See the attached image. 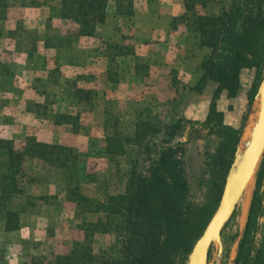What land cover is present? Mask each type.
Wrapping results in <instances>:
<instances>
[{
    "label": "rangeland",
    "instance_id": "obj_1",
    "mask_svg": "<svg viewBox=\"0 0 264 264\" xmlns=\"http://www.w3.org/2000/svg\"><path fill=\"white\" fill-rule=\"evenodd\" d=\"M146 3L135 0V13L145 9ZM171 3L175 5L176 0ZM169 6L167 2L162 9ZM109 8L110 17L100 25L96 36L77 37L68 34L73 26L61 17L60 0H6L4 5L0 0V15L7 13L0 21V138L14 140L19 148L27 137L34 136L41 141L73 147L80 156L75 177L70 170L27 157L26 175L19 178L22 192L0 201V210L7 207L19 211L22 223L19 229L6 230L0 217V264H22L33 256L54 261L56 255L67 253L73 242L84 238V221L104 224L110 219L102 210L96 212L95 204L89 206L67 199L68 186L78 181L81 191L95 203L124 191L131 160L139 148L127 144L126 154L107 155L104 152L107 136H133L138 118L161 119L166 123L182 117L198 120L189 117L190 108L194 106L197 115L200 99L212 98L215 83L211 82L199 93L183 82L175 93L169 74L164 73L159 91L147 98L146 105H138L134 92L152 84V81L143 82L150 68V52L137 45L135 18L120 15L116 18L114 1ZM116 44L131 53L117 55ZM255 77V69L243 70L241 92L236 97L223 94L218 100L226 124L242 127L255 99L254 96L250 102L248 97ZM123 78L127 80L122 81ZM78 88L88 90L91 99L77 101L74 95ZM175 94L177 99L169 102ZM62 95L64 99L58 98ZM58 102L66 109L63 112L77 116L79 132H74L72 124L55 123V115L60 113L54 107ZM189 131L190 125L185 136L176 138L174 143L186 142ZM195 134L202 136L206 131L199 129ZM217 146L213 137L186 143L189 199L195 204L216 199L225 184L228 172L224 178V155L210 159ZM141 165L145 166L143 161ZM4 170L1 163L0 173ZM255 188L256 179L223 229L221 258L217 244H213L208 264H233L238 230L243 227ZM260 222L264 224V213ZM94 249L98 254L114 255L117 251L114 233H96Z\"/></svg>",
    "mask_w": 264,
    "mask_h": 264
},
{
    "label": "trees",
    "instance_id": "obj_2",
    "mask_svg": "<svg viewBox=\"0 0 264 264\" xmlns=\"http://www.w3.org/2000/svg\"><path fill=\"white\" fill-rule=\"evenodd\" d=\"M112 1L115 2L116 18L119 15L128 19L134 17L135 0H60L61 17L73 26L68 34L96 36L100 25L107 23L110 17ZM5 3L3 0V5ZM183 7L184 13L177 20L198 35L202 47L209 49L200 64L202 73L198 82L188 86L202 93L211 82L216 84L206 119L198 121L182 117L166 123L161 119L137 117L133 136H107L104 143L107 155L126 154L127 144L139 148L131 160L124 191L95 203L81 191L78 181L68 186L67 199L89 206L95 204V211L102 210L110 219L104 224L84 221V238L73 242L67 253L56 255L54 261L33 256L22 264H187L195 242L219 204L224 184L212 201L195 204L189 199L186 143L213 137L218 142V150L210 154V159L224 155L225 178L245 119L240 129L226 124L218 100L223 94L236 97L241 92V74L245 69L256 70L248 94L250 102L257 92L264 75V0H184ZM6 15L3 12L0 21ZM114 48L119 49L117 55L120 56L131 53L117 44ZM169 75L171 89L179 92L184 83L174 69H170ZM74 97L77 101L91 99L90 92L83 88H78ZM177 97L175 94L169 102ZM77 119L71 112L55 115L56 124H72L74 132L80 131ZM188 125L190 131L186 142L174 143L176 138L185 136ZM199 129L205 130L206 134L196 135ZM159 136L162 137L160 141ZM27 157L70 170L73 177L78 173L80 156L73 147L29 136L18 148L14 140L0 138V164L5 165V170L0 173V201L22 192L19 178L26 175ZM263 185L264 161L256 176V188L235 264H264V224L260 222L264 213ZM0 214L6 230L20 228L19 211L6 207ZM99 232L114 233L117 246L114 255L95 252V235Z\"/></svg>",
    "mask_w": 264,
    "mask_h": 264
},
{
    "label": "crops",
    "instance_id": "obj_3",
    "mask_svg": "<svg viewBox=\"0 0 264 264\" xmlns=\"http://www.w3.org/2000/svg\"><path fill=\"white\" fill-rule=\"evenodd\" d=\"M145 1L149 2L150 6H147L146 3L145 9L140 12L137 11L134 15L135 17H133L136 21L137 45L147 48L150 52V68L147 75L146 73L145 76L143 74V82L150 83L152 81V84L136 90L134 92L136 94H133L137 98L136 102H138V105H142V107L146 105V100L148 97L151 98L152 93L159 91L161 75L164 73L169 74L170 69H174L177 72L178 79L182 82L190 86L195 85L202 73L200 64L205 55L209 53L208 48L200 45L198 35L189 31L184 24L180 25V20H177L184 13V0H176L175 5L171 3L175 0ZM167 2L170 3L169 9H162ZM25 68V70H28L26 65ZM126 80V78L122 79V81ZM60 97L64 99L65 95L58 98ZM200 100L202 101L201 104L199 106L196 105L197 115H195L196 109L193 108L194 106L192 109L190 108L188 113H190L189 117L203 121L209 112L211 96ZM54 107L55 112L66 111V109L64 110L61 107L60 102ZM24 112L27 113L26 111Z\"/></svg>",
    "mask_w": 264,
    "mask_h": 264
},
{
    "label": "water",
    "instance_id": "obj_4",
    "mask_svg": "<svg viewBox=\"0 0 264 264\" xmlns=\"http://www.w3.org/2000/svg\"><path fill=\"white\" fill-rule=\"evenodd\" d=\"M251 115L255 116L252 126L250 142L244 154L239 156V146L243 134L248 126ZM264 156V75L259 83L251 110L247 115L243 128L239 135L234 159L226 176L225 184L219 204L206 225L203 233L195 242L187 264H208L210 251L213 244H217L218 257L221 258L224 248L222 238L223 229L233 217L236 208L247 192L250 183L256 179L258 170ZM250 181V182H249ZM249 183V185H248ZM248 185V187H247ZM247 187V189H246ZM252 201V200H251ZM251 205V202H250ZM244 219L243 227L238 230L236 238V254L233 260L235 264L241 239L244 235L248 221L249 209Z\"/></svg>",
    "mask_w": 264,
    "mask_h": 264
},
{
    "label": "bare ground",
    "instance_id": "obj_5",
    "mask_svg": "<svg viewBox=\"0 0 264 264\" xmlns=\"http://www.w3.org/2000/svg\"><path fill=\"white\" fill-rule=\"evenodd\" d=\"M254 121H255V116L251 115L248 126L246 127V130L243 134L242 141H241L240 146H239V156L243 155L245 150L248 147V144H249L250 138H251V134H252V126L255 123ZM248 185H249V183H248ZM248 185H247V187H248ZM247 187H246V189H247Z\"/></svg>",
    "mask_w": 264,
    "mask_h": 264
}]
</instances>
